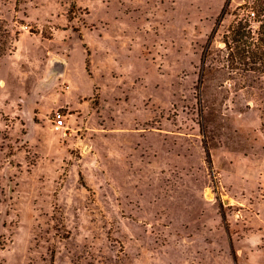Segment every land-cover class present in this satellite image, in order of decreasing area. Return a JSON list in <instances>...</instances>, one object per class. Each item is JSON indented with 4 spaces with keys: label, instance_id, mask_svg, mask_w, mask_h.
Segmentation results:
<instances>
[{
    "label": "rangeland",
    "instance_id": "1",
    "mask_svg": "<svg viewBox=\"0 0 264 264\" xmlns=\"http://www.w3.org/2000/svg\"><path fill=\"white\" fill-rule=\"evenodd\" d=\"M243 1L0 0V264H264Z\"/></svg>",
    "mask_w": 264,
    "mask_h": 264
},
{
    "label": "trees",
    "instance_id": "2",
    "mask_svg": "<svg viewBox=\"0 0 264 264\" xmlns=\"http://www.w3.org/2000/svg\"><path fill=\"white\" fill-rule=\"evenodd\" d=\"M236 9L222 35L224 63L231 71L264 74V0H244ZM17 34L0 19V58L13 50Z\"/></svg>",
    "mask_w": 264,
    "mask_h": 264
},
{
    "label": "built area",
    "instance_id": "3",
    "mask_svg": "<svg viewBox=\"0 0 264 264\" xmlns=\"http://www.w3.org/2000/svg\"><path fill=\"white\" fill-rule=\"evenodd\" d=\"M64 119H63V114L60 112H57L54 117V127L56 129H59L62 127L64 124Z\"/></svg>",
    "mask_w": 264,
    "mask_h": 264
}]
</instances>
